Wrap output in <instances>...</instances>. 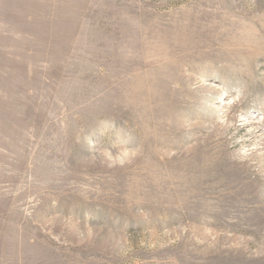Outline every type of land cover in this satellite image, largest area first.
<instances>
[{
    "label": "rangeland",
    "instance_id": "1",
    "mask_svg": "<svg viewBox=\"0 0 264 264\" xmlns=\"http://www.w3.org/2000/svg\"><path fill=\"white\" fill-rule=\"evenodd\" d=\"M0 264H264V0H0Z\"/></svg>",
    "mask_w": 264,
    "mask_h": 264
}]
</instances>
